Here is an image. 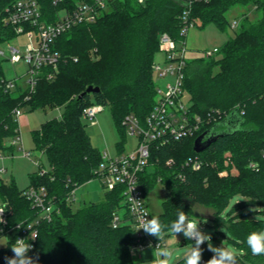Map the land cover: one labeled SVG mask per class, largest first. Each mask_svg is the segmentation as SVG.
Listing matches in <instances>:
<instances>
[{"label":"trees","instance_id":"trees-1","mask_svg":"<svg viewBox=\"0 0 264 264\" xmlns=\"http://www.w3.org/2000/svg\"><path fill=\"white\" fill-rule=\"evenodd\" d=\"M14 1L0 0V45L16 36L2 24ZM62 1L56 5L54 0H39L48 21L56 18L62 6H72L76 0ZM238 5L255 6L262 17L256 22L245 17L240 30L216 56L187 62L184 90L191 114L203 121L201 129L181 141L153 143L140 184L144 194L157 182L165 186L164 211L157 216L162 224L170 225L181 210L191 216V203L209 207L213 224L227 227L230 242L241 253L237 264H264V255H253L246 242L252 232L264 231V0L197 2L191 20L202 28L213 23L225 30L226 13ZM183 11L184 0H147L142 5L136 0H118L96 23L80 25L57 40L55 47L62 60L56 79L47 81L43 76L33 93L0 94L2 153L13 152L14 147L7 146V141L20 135L13 116L16 108L35 111L64 107L61 118L33 132L36 149L45 150L50 171L42 176L32 174L29 187H45L60 207L52 221L39 226L36 248L29 255L37 264L132 263L136 242L131 227L126 223L118 228L112 225L116 213L125 221L129 218L122 205L124 188L106 191L98 203L84 202L78 208L67 203L74 189L95 178L102 161V152L94 147L85 129L83 113L90 106L102 105L110 107L120 128L127 115L135 116L142 124L146 122L156 104L158 80L153 64L160 51L159 39L163 33L175 40L181 38ZM89 87L99 88V92L84 94ZM228 119L232 124L239 122V128L228 132L220 125ZM211 129L219 136L203 155L197 154L196 139ZM195 156L205 160L198 171L184 165ZM169 160L174 161L171 166L167 165ZM226 160L228 168L224 166ZM226 170L228 176H220ZM22 193L14 180L0 182V202L11 212L9 227L37 215ZM236 197L244 201L224 217L225 208ZM247 208L249 212H240ZM201 247L202 258H210L206 245ZM9 252V246L0 248V264H7ZM179 264H185L184 258Z\"/></svg>","mask_w":264,"mask_h":264},{"label":"built area","instance_id":"built-area-1","mask_svg":"<svg viewBox=\"0 0 264 264\" xmlns=\"http://www.w3.org/2000/svg\"><path fill=\"white\" fill-rule=\"evenodd\" d=\"M117 1L76 0L72 6H62L57 11L56 18L53 21H48L43 14L39 0H15L7 8V14L3 17L2 24L10 27L16 36L26 35L30 43L26 47L25 56H22L17 48L9 47V55L0 50V57L12 63L25 59L28 71L23 77L0 78V94H15L19 91L33 93L43 76L46 77L47 81L56 79L62 60L60 52L55 47L57 40L80 25L96 23L103 14L110 11L112 5ZM146 1L136 0L140 5L145 4ZM201 1L207 0H184V11L180 17L183 27L179 40H175L167 33L160 36L159 46L164 53V61L162 64L154 63L153 71L160 78L169 76L173 81L166 83L164 88H161L159 84L157 85L156 104L144 124L133 115H127L123 119L122 126L128 135L137 140L134 150L130 153H119L114 157L108 152L102 153V161L95 172L94 179L100 180L105 191H113L118 187L124 188L122 205L129 218L125 221L123 215L116 213L112 225L114 228H118L122 224H129L135 235L136 243L132 248L134 254L138 249L155 248L158 243L161 247L164 246L163 240L158 241L155 236L146 234L143 229L138 230L141 217L152 218L140 184V175L149 165L151 145L156 142L165 145L193 137L203 124L200 117L191 114V104L186 101L188 95L184 90L185 70L189 60L185 38L188 30L195 26V22L191 20L192 7ZM62 2V0H54L56 5ZM239 25L234 21L231 28L235 30ZM218 52L219 48L206 50L204 57L212 58ZM22 79L25 81L24 85L20 83ZM103 108L102 105L90 106L84 111L83 120H88L93 126L97 125L96 116L103 111ZM21 112V108H16L13 111V116L18 123ZM21 142L22 140L18 135L11 139L7 146L15 147ZM19 149L23 150V147L21 146ZM24 156L29 158L31 154L24 152ZM3 159L4 153L0 152V161ZM173 163V160H169L167 165L171 166ZM204 163L205 160L202 157L195 156L189 158L184 165L198 171ZM251 167L255 168L256 166L251 164ZM49 171L40 166L39 175H45ZM6 173L7 169L0 166V179ZM76 191L77 189H74L68 196V204L74 205L77 202ZM22 196L31 204L37 215L32 220H26L11 227L8 225L11 212H8L6 205L0 202V209L4 210V213L0 214L3 219V223H0V234H2L0 241L3 238L7 239L5 246H0V248L9 246L10 257H14L12 247L16 246V241L19 239H23L26 244L31 245L28 255L32 254L38 241L39 226L43 222L52 221L54 216L60 213L59 205L48 196V191L43 186L29 187L23 190ZM213 255L210 253V258ZM210 258H202L201 264H206Z\"/></svg>","mask_w":264,"mask_h":264},{"label":"rangeland","instance_id":"rangeland-1","mask_svg":"<svg viewBox=\"0 0 264 264\" xmlns=\"http://www.w3.org/2000/svg\"><path fill=\"white\" fill-rule=\"evenodd\" d=\"M247 17L250 22H256L262 17V11L255 6H235L226 13V19L228 20V26L225 30L220 29L216 24H209L204 28L200 27L197 23L194 27L188 30L185 38L187 44V58L194 59L205 56L206 50H213L220 48L230 38H233L240 30V25L237 29L231 28L232 22L236 21L241 24L243 19ZM244 22V21H243ZM30 43L29 38L26 35L15 36L11 41L1 44L0 50H3L8 54L9 47H15L20 51L22 56L26 54V47ZM159 52L156 55L155 63L162 64L164 61V53L159 46ZM2 61L4 76L7 79H14L15 77H23L28 71V65L25 59L19 62L12 63L11 61L0 57ZM157 82L161 88H164L166 83L172 82L171 77L160 78L156 74ZM21 84H25L24 79L20 81ZM186 101H189V96H186ZM64 113V107L38 109L31 111L28 107L23 108L21 116L19 118L20 126V138L22 142L14 147L13 152H4V159L0 161V166L7 169V173L1 178L5 183L14 180L20 190L29 188L30 176L34 173H39L40 166H43L45 170H50L47 154L44 151L36 149L33 132L39 130L42 125L52 119L61 118ZM97 125L93 126L88 120H83L85 129L91 137L92 144L98 148L102 153L108 152L111 156H117L119 153H130L134 150L137 143L136 138H132L128 135L126 129L120 128L116 125L111 109L109 106H104L103 111L96 116ZM11 140L7 141V145ZM23 150H20V147ZM29 152L31 156L29 158L24 156V152ZM204 153V152H203ZM201 153L200 155H203ZM225 155V158H227ZM229 161H224V166L228 168ZM220 176H228V170L220 173ZM0 179V182L2 181ZM106 191L102 188L99 179H93L92 181L81 186L76 191L77 202L74 203V208L80 207L84 202H100L104 197ZM166 188L161 182H157L154 188L145 193V202L151 216H159L164 211V203L166 201ZM244 201L240 197H236L225 208L223 216L232 211L237 203ZM193 206V213L191 216H187L190 220L201 222L199 227L202 232L211 235V243L214 247L232 248L236 251L237 256L240 255V251L229 240V232L225 225L215 226L212 221L213 210L209 207H205L199 204L191 203ZM253 210V209H251ZM250 208L243 209L240 212H249ZM260 218V217H258ZM163 239L164 246L172 250L173 254L169 261V264H179L184 258L185 253L192 247L194 241L188 240L184 237L183 233L175 235L168 233ZM7 242L6 238L0 241V246H5ZM208 250L207 242L204 243ZM153 248H145L143 250L138 249L136 255L132 250L133 261L130 264H144L145 261L154 259L152 255ZM209 251V250H208ZM212 253L211 251H209ZM141 257V258H139ZM241 262V260H238Z\"/></svg>","mask_w":264,"mask_h":264},{"label":"clouds","instance_id":"clouds-1","mask_svg":"<svg viewBox=\"0 0 264 264\" xmlns=\"http://www.w3.org/2000/svg\"><path fill=\"white\" fill-rule=\"evenodd\" d=\"M4 213L0 209V214ZM0 223H3L0 217ZM201 222L190 220L184 211H179L177 219L170 225L162 224L159 217L152 216L151 219H146V216L140 219V229L148 235L155 236L158 241L164 239L165 235L171 233L176 236L183 233L188 240H194L192 247L185 253V264H201L203 249L202 244L207 242L208 250L214 255L206 262V264H237V253L229 247H214L211 243V235L201 231L199 225ZM137 230V231H138ZM247 245L253 255H264V231L252 232L247 237ZM31 249L29 243H25L23 239L16 241V246L12 247L14 257L7 259V264H37V261L28 255ZM172 250L167 247H161L158 243L153 248L152 255L154 259L145 261L144 264H169L172 257Z\"/></svg>","mask_w":264,"mask_h":264},{"label":"water","instance_id":"water-1","mask_svg":"<svg viewBox=\"0 0 264 264\" xmlns=\"http://www.w3.org/2000/svg\"><path fill=\"white\" fill-rule=\"evenodd\" d=\"M97 92H99V88L89 87V88H87V90L84 94H86V93H89V94L90 93H97ZM220 125L227 127L228 132H230V131L237 130L240 126V123L236 122L235 124H232L231 120L228 119ZM218 136H219V134L215 133L212 129L205 132L204 134H202L200 137H198L196 139V141L194 143V151L197 154L204 152L217 139Z\"/></svg>","mask_w":264,"mask_h":264},{"label":"crops","instance_id":"crops-1","mask_svg":"<svg viewBox=\"0 0 264 264\" xmlns=\"http://www.w3.org/2000/svg\"><path fill=\"white\" fill-rule=\"evenodd\" d=\"M135 255H136V253H135ZM136 257H137V255H136ZM139 258H141V257H139Z\"/></svg>","mask_w":264,"mask_h":264}]
</instances>
